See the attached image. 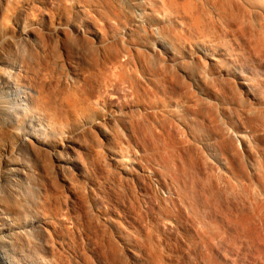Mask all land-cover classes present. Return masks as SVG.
<instances>
[{
	"label": "bare ground",
	"instance_id": "1",
	"mask_svg": "<svg viewBox=\"0 0 264 264\" xmlns=\"http://www.w3.org/2000/svg\"><path fill=\"white\" fill-rule=\"evenodd\" d=\"M229 216L264 218V0H0V264H263Z\"/></svg>",
	"mask_w": 264,
	"mask_h": 264
},
{
	"label": "rangeland",
	"instance_id": "2",
	"mask_svg": "<svg viewBox=\"0 0 264 264\" xmlns=\"http://www.w3.org/2000/svg\"><path fill=\"white\" fill-rule=\"evenodd\" d=\"M69 3H70V2H69ZM212 10H216L215 7H214V8L212 7ZM217 10H218V9H217ZM254 24H256V23H254ZM255 26H257V27L259 28V26H258L257 24H256ZM224 27H225V26H224ZM236 27L240 30V28H239L240 26L238 27V25H236V26H234V27H231V28H229L228 30H230L229 32L232 33V35H234V33H236L234 39H236L235 41H238V40H239V37H238L239 30L237 29L238 32H236ZM232 28L234 29V33L232 32V30H233ZM236 37H237V38H236ZM252 40H253V43H254V44L252 43L251 48H252L254 45L256 46V43H255L256 38H255V39L252 38ZM238 42H240L239 44H241V41H240V40H239ZM256 42L260 43L258 40H257ZM255 46H254V48L257 47V46L255 47ZM259 46H260V45H259ZM259 46H258V47H259ZM235 47H236V46H235ZM258 47H257V48H258ZM236 48H237V47H236ZM260 48H261V47H260ZM260 48H259V49H260ZM252 49H253V48H252ZM259 49H258V50H259ZM253 50H254V49H253ZM261 50H262V48H261ZM255 51H256V49H255ZM256 53H257V51H256ZM260 56H262V55H260ZM241 188H242V187H240V189H241ZM243 189H244V188H243ZM243 191H245V190H243ZM243 191H241V192L243 193V195L245 194L244 196H246V194H247L248 192H247V193H244ZM245 192H246V191H245ZM249 193H250V192H249ZM249 193H248V195H251V193H250V194H249ZM246 197H247V196H246ZM248 197H249V196H248ZM252 197H253V196H252ZM251 199H252V198H251ZM252 200H253V202H254V199H252ZM255 201H256V200H255ZM258 202H259V203H263L262 200L257 199V202H256V203H253V205L255 206V208H254V206L251 205V207H252L251 209H252V210L256 209V204H257ZM259 203H258V204H259ZM215 208H217V207L215 206ZM216 210H217V212H218V210L220 211L221 209H220V208H217ZM221 212H222V211H221ZM254 212H257V211H253L252 213H254ZM219 213H220V212H219ZM222 213H223V212H222ZM202 214H203V213H202ZM205 214H206V213H205ZM247 214L249 215V213H247ZM253 215H256V213H254ZM203 216H204V214H203ZM200 217H201V216H200V214H199V218H200ZM227 218H228V217H227ZM230 218H231V219H230ZM258 218L260 219V217H258ZM258 218L256 217L257 220H258ZM229 219H230V220H229ZM229 219H227L228 222L231 223V224H233V225L235 224V225H234V226H235V229L240 233L241 237H243V238H242L243 243H241V244H240L239 242H235V243H232V242L230 243V242H229V243H228V240H225V242H226L229 246H236V248L241 249L242 252H243V254H244V250H245V254H246V251L249 249V247H251V250L249 249V250L247 251V253H249V254L252 253V254H250V255H251V256L253 255L252 257L255 258V259L257 258L258 254L260 253L259 256H258V257H259L258 260L260 259V261L263 262V261H264V255L262 256V254H264V252H263V251H264V240H261V239H263V237H264V232H263L261 229L264 230V228H263L264 226H262V225L264 224V222H263V223L261 222L262 218H261V220L256 221V220H254L255 217L252 216V218H250V216H246V217L243 218V222H245V224L241 221V219H238V218H235V220H234L232 217L229 216ZM253 220L257 222L256 225H253V224H252V223L255 224V222H253ZM263 220H264V218H263ZM263 220H262V221H263ZM232 221H234V222L232 223ZM208 222H209V220H208ZM235 222H237L238 224L241 222V226H240V224H239V225H238V224L236 225ZM258 222L260 223V225H258V224H259ZM242 223H243V226H242ZM250 223H251V224H250ZM209 225H210V226H209ZM209 225H206V228H204V230H206V231L203 232V228H202V227L199 228V231H200V232H203V233H209V232L211 233V232H212V233L214 234V236H218V237L220 236V238H221V237H222V234H221L222 231L218 229L220 232H219L218 230H217L218 233L215 232V231H216L215 228L217 227V225H212L213 228H212L210 222H209ZM207 226H208V229H207ZM215 226H216V227H215ZM257 226H260V227H259L260 229L256 228ZM214 227H215V228H214ZM241 227H242V228H241ZM243 227H244L245 229H246V228L249 229V228L252 227V228L254 229V231L252 230V228L249 229V230L247 231V230H245ZM201 228H202V229H201ZM238 228H239V229H238ZM212 229H213V230H212ZM243 229H244L245 232L243 231ZM208 230H209V231H208ZM210 230H211V231H210ZM255 230H256V233H253V232H255ZM258 230H259V231H258ZM240 231H242V232H240ZM249 231H250V233L252 232V234L249 233L250 235H248L247 232H249ZM260 231H262L263 233L261 234ZM214 232H215V233H214ZM243 232H244V233H243ZM258 233H259V234H258ZM215 234H217V235H215ZM256 234H257V235H260V237H261V235H263L261 238L258 237V239L260 238V240L263 241V244H262V242H260V240H258V239L255 241V237H253V235L255 236ZM257 235H256V238H257ZM252 237H253V239H252ZM246 239H247V241H246ZM244 240H245V241H244ZM257 241H258V244H257ZM247 243L249 244V246H248ZM253 243H254V244H253ZM230 244H231V245H230ZM236 244H237V245H236ZM251 244H252V245H251ZM255 244H256L257 247L255 246ZM261 244H262V246H261ZM240 245H241V246H240ZM250 245H251V246H250ZM237 246H238V247H237ZM246 246H247V247H246ZM258 246H260L259 249H258ZM262 247H263V248H262ZM253 248H255L256 250L254 249V251H252ZM243 249H244V250H243ZM261 250H262V252H261ZM257 252H258V253H257ZM253 253H254V254H253ZM157 255L161 256V257H159L160 259H158V262H159V260H160V261L162 260V263L165 264L166 260H164V259L166 258L167 254H165V253L163 254V253H162L161 255H160V254H157ZM162 255H163V256H162ZM200 255H201V254H199V256H200ZM255 256H256V257H255ZM260 257H262V258H260ZM202 258H203V260H202ZM200 259L202 260L201 262H202L203 264H207V262L204 261L205 257L203 256V254L201 255ZM158 262L156 261V263H158ZM204 262H205V263H204ZM160 263H161V262H159L158 264H160ZM202 263H201V264H202ZM263 264H264V263H263Z\"/></svg>",
	"mask_w": 264,
	"mask_h": 264
}]
</instances>
